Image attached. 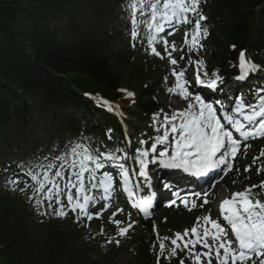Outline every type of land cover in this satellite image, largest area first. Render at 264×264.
Wrapping results in <instances>:
<instances>
[{
  "label": "trees",
  "instance_id": "trees-1",
  "mask_svg": "<svg viewBox=\"0 0 264 264\" xmlns=\"http://www.w3.org/2000/svg\"><path fill=\"white\" fill-rule=\"evenodd\" d=\"M127 2L0 0V264H120L117 255L125 241L133 252L123 264H192L186 251L170 258L161 253L163 239L157 240L152 220L117 245L111 225L96 235L85 217L58 216L46 200L37 208L42 191L29 199L39 185L28 171L42 180L47 165L62 162L56 158L71 145H90L121 158L127 153L119 119L86 94L120 106L132 147L140 148L138 140L151 146L163 135L166 110L157 97L168 98L165 65L141 39L138 25V35L132 36V22L121 16ZM199 10L206 17L203 47L209 56L202 59L200 74L218 72L223 83L232 79L234 59L245 50L264 78V0H201ZM154 114H159L155 121ZM252 146L260 157L256 166L244 175L237 170L249 186L264 181V171H257L264 166V138ZM166 215L168 223L188 217ZM95 224L97 229L105 225Z\"/></svg>",
  "mask_w": 264,
  "mask_h": 264
},
{
  "label": "snow or ice",
  "instance_id": "snow-or-ice-1",
  "mask_svg": "<svg viewBox=\"0 0 264 264\" xmlns=\"http://www.w3.org/2000/svg\"><path fill=\"white\" fill-rule=\"evenodd\" d=\"M200 2L201 0H130L128 8L130 9V19L134 26L131 34L134 38L138 35L135 30V26L139 22L137 18L145 13H147L146 18L152 21L148 27L154 29L157 33L162 30L163 23L176 20L182 23H191L189 14H192L195 17V22L191 30V41L189 42V33L186 32L185 44L189 45V51L203 47L199 41L207 37L208 31L207 28L202 26V21L206 17L199 10ZM154 39V36H150L149 44H152ZM164 44L165 51H167L168 42L165 40ZM171 47L173 51H176L174 43ZM232 47L235 48V45ZM152 53L157 56L160 55L155 47H152ZM168 55L170 63L176 65L178 63L177 60L171 58L170 52ZM183 58L181 57V59ZM204 63L202 59L196 62V84L215 91L218 88V82L223 83V78L218 75V72H213L211 75L215 78L205 84L200 77ZM258 68V65L246 59V53L242 50L239 55L240 75L236 79L244 80L250 73L256 72ZM203 74L204 76L209 75L207 71H204ZM173 75L176 77V83L174 87L167 90L172 93H178L185 100L194 96V102L190 101L187 109L175 112L170 117L165 114L164 123L161 125L164 129L163 135L156 138L155 143L151 145V151L156 153L157 145L168 141L169 132H171L174 134V150L169 154L168 145H165L164 149L158 152L157 157L165 167L183 169L185 172H191L196 176L207 175L209 171L219 165H225L231 169L228 157H231L233 160L235 159L239 152L241 141L234 138L233 132L225 127L222 119L227 121L240 134V137L244 139L249 137H264V95L257 94L255 103H246L243 97H237L234 101V106L229 111L219 100L214 103L206 102L201 95L189 92L186 86L189 82L183 79L185 70L182 69L177 73L173 69ZM259 92H264V89H258L257 93ZM127 95L132 96L134 94L128 92ZM103 103L108 107L109 111L113 110V106L108 101H103ZM214 104L220 106V110L224 112L223 117L217 114V108ZM245 109H251V111H245ZM232 112L239 114L243 118V122L241 119H237L231 115ZM158 115L154 114V121ZM177 119L180 120L179 124L175 123ZM110 132L111 130H109ZM110 138L111 136H109ZM142 143L144 142L142 141ZM245 146L247 147V145ZM115 151L122 150L116 149ZM261 156H264V150H262ZM68 157H71V159L68 160ZM147 157L148 151L136 150L135 159L141 165V175H144L143 167L145 165V158ZM122 158L127 159V154ZM56 159L65 162H62L60 167L55 170L54 176L64 177V169L67 167L70 170L68 183L61 188L57 181L49 178L48 171H45L44 179L41 181L38 174H33L29 170L28 175L39 185L34 191L33 196H30L29 199H34L38 192L45 189V184L50 183L52 186L45 190L44 200L35 199L37 208L45 200L49 202L48 207L51 208V201L55 199V202L60 205V208L56 211V215L61 217L66 216L67 212L64 211L65 205L60 199L61 195L66 193L67 206L73 212L79 210L77 220L81 217H87L88 220H92L93 216L99 218L100 213H90L88 211L90 202L95 198L84 194L87 191L84 185L85 173H89L90 179L95 180L94 173L96 170L104 167L103 161L121 158L116 157L113 152H101L98 148L93 149L90 145L76 143L70 146L64 156L57 157ZM259 159L260 157L254 158V162ZM54 167L51 163L47 165L48 170ZM119 167L124 177L123 184L125 190L131 196L133 192L128 187V169L124 164H119ZM250 168L251 166H248L244 170L250 171ZM73 169L75 171H72ZM257 171H264V166L259 167ZM12 183L16 184L17 181H12ZM99 184L103 187L104 198H106L109 191L113 188V179L110 176H104L99 181ZM164 186L169 187L167 184ZM92 187L96 188L97 184H93ZM72 189H75V195ZM255 189H259L260 191H255ZM24 190L21 189V191ZM193 195L197 197L204 196L203 204L200 205L201 207L209 203L206 193H194ZM261 196H264V181L260 185H250L243 191L235 192L230 198H226L221 202L219 206L220 212L223 215V220L227 222L228 230L233 234L232 239L228 238L226 226H222L217 220L211 219L210 215H206L197 218V223L200 220L204 221L205 226H203L202 232L198 227L194 226L190 230L186 229L183 234L177 232L172 238H163V241L159 243L161 253L167 252L170 258L177 255L178 251H186L187 257L191 259L192 264H212L213 258H215L216 264H230V262L231 264H238V262L239 264H248L249 261H251V264H256V260L252 259L253 255H255L259 259V264H264V200L260 198ZM171 203L175 204L176 201L173 200ZM181 203L187 208L189 203L187 197ZM151 204V199L147 198L138 200L134 206L147 216ZM192 207H196L195 200L192 202ZM101 211H104V209ZM117 211H122V209H117ZM113 216H115V213H113ZM115 223L119 225L121 221L116 220ZM207 225H211V229ZM131 226L129 224L128 228ZM128 228H119V235H125ZM189 233H191V236H189ZM185 237L189 238L185 239ZM157 240H161L159 235L157 236ZM169 240L170 247L166 243ZM116 243L118 244L119 241L117 240ZM197 244H200L207 251H195ZM221 249H223L222 254ZM180 264H184V260H181Z\"/></svg>",
  "mask_w": 264,
  "mask_h": 264
},
{
  "label": "rangeland",
  "instance_id": "rangeland-1",
  "mask_svg": "<svg viewBox=\"0 0 264 264\" xmlns=\"http://www.w3.org/2000/svg\"><path fill=\"white\" fill-rule=\"evenodd\" d=\"M130 1V0H128ZM128 4L129 2L126 3V7H121L122 8V11H121V16L123 17V19L125 18L126 20H129L130 19V9L128 8ZM131 21V19H130ZM123 27V26H122ZM121 27V28H122ZM121 30H124V28H122ZM124 34L122 32L119 33L120 37L123 38V35L125 37H128V35L125 33V31H123ZM122 33V34H121ZM175 44L176 46V51H173L172 50V44ZM184 41H180L179 38H177L176 36H171L169 37L168 39V46H167V51H165V44L162 43L161 45H159V52L161 53V57L163 58V63L165 65V68L163 69V76H164V80L167 79V84L165 86V92H168V98L167 99H163L161 97H157L159 98L158 100L159 101H162L161 103H163V105L166 107V109L168 110H173L175 112H178V111H183L185 109H187L188 107V103L191 101L193 102L194 101V97H189L188 100H185L183 99L178 93H172V92H169L167 89L171 88V87H174L175 83H176V77L173 75V69H175V71L177 73H179L182 69L185 70V75L183 77V79L186 80V77L191 81H189V85H192L193 84V78H194V74L193 73V67H194V64L200 60V59H208L209 56H207V52L208 50L206 51L205 53V49L204 47H199V48H195L193 49L192 51H189V45L184 47ZM171 53V58H174L177 60V64L176 65H173L170 63V57L168 55V53ZM181 57H184L183 59H181ZM247 59V58H246ZM191 61V63H190ZM188 64H189V67H188ZM165 70V71H164ZM234 70L238 72V75H240V71H239V61L237 63L236 66H234ZM260 71V70H258ZM258 76V77H257ZM259 81V83H264V78L261 77V75H258V73L255 75L254 73H250L249 74V78L248 80L250 79H254ZM211 79H214L213 77ZM246 81L245 83H243L244 87H245V91L241 92V93H235V83L238 84L237 82V79H235V81L232 79L228 80L226 83H225V87H222L224 89V91H229L231 92V94L233 95L235 93V97L234 100L237 98V97H243L245 102L248 103L251 101V87L249 86L250 83L249 81ZM194 85V84H193ZM260 85V84H259ZM187 88H188V91L191 92V93H194L196 90L193 89L194 92L191 91V87L186 85ZM240 87V86H239ZM195 88V87H194ZM244 89V88H243ZM256 95V94H255ZM259 95H264V92H262L261 94ZM224 96V95H223ZM257 96V95H256ZM256 102V100H254ZM128 120V117L126 118L125 117V121ZM132 119H129V122H131ZM175 123L179 124L180 123V120L177 119V121H175ZM122 132L123 134L125 135V133L128 135H130V133H132L125 125L123 126L122 125ZM241 153H240V156L242 159H244V163L242 164V167H243V170L245 168L248 167V164L249 166L254 167L255 166V162L253 161L255 156H256V153L255 151L253 150H250L248 147L241 145ZM109 165H115V164H112L111 162L108 163ZM102 168L101 169H98L94 175L97 176V175H102L103 172H102ZM132 172V174H131ZM131 172H129V175L128 177H133L135 176L136 172H134V170H131ZM122 175V174H121ZM53 178H51L52 180H55L59 183L60 187L63 188L67 183H68V177L69 175H64V177H55L54 174L52 175ZM104 176H109V175H106V174H103L102 175V178ZM111 177V176H110ZM172 178L169 176L167 177V180L168 181H172L171 180ZM244 180H246L244 178V176H242V178H237V179H234L232 182H227L225 181L224 177L223 178H220L217 179V183H215V185H213V187L211 188V190L207 193V199L209 201V203L207 204H204L203 207H201L200 205L203 204L202 201H195L196 202V207H192V202L191 200L197 198H193V199H190L188 198V194H185L184 196H182V199H185L187 197L188 199V207L186 208L184 205H180L182 204L181 202L179 203V199L178 198H174L176 196H174L173 194L175 192H178L176 190H172L171 189V192L170 194H162V197H165V200L164 201V204H157L154 209L152 210V216H153V224H154V230L156 231V233H159L160 236H162L163 238L165 237H169V235L171 234H175L177 232H180V233H184V231L186 229L190 230L191 228H193L194 226L195 227H198V229L200 231H202L203 229V226H205L204 224V221L203 220H200L199 223H197V218L198 217H201L202 213H205L207 212V215H209L210 213H214L215 211V205H212V204H215L214 200H216L219 197H225L227 195H229L228 193L231 192V190H234L235 192H240V191H243L244 189V186L245 184L243 183ZM172 183V186L176 187V188H181V186H177L175 183L171 182ZM52 185L50 186H47V188L51 187ZM72 192L73 194L75 195V190L72 189ZM173 192V194H171ZM88 192H85L84 194H86ZM61 202L63 204H66L67 206V199H66V193L65 194H62L61 197ZM176 201L175 204H172L171 201ZM56 205H57V208L59 209L60 208V205L57 204L55 202V199L53 200ZM162 201V200H161ZM160 203V202H159ZM106 206H109V208L107 210H104V211H101V210H98L96 213H100V217L97 218L96 220H108V219H114L113 222L115 223L116 220H119L121 222L125 221V219L127 218H130V220L132 221V224L133 222L135 221L134 217H130L128 216V214L126 212H124V210L122 209V207L120 205H118L117 203H107V204H104V208ZM181 207H183L182 210H184V208L187 210H184L185 213L188 214V217H187V220L186 221H178L176 218L172 219V221H170L168 223V219H167V215H166V210H171L173 211L172 214L174 215V217H176V215L174 214V211L175 210H180ZM117 209H122V211H117ZM191 209V210H189ZM113 213H115V216H113ZM182 214V213H181ZM94 217V216H93ZM127 217V218H126ZM214 217H218L217 214L214 215ZM173 218V217H172ZM130 221V222H131ZM121 224V223H120ZM96 224H94V222L89 225L90 226V230L95 233L96 235L100 234L101 230L100 229H97V227L95 226ZM114 225H117V224H114ZM129 225V224H128ZM128 225H124L121 226L120 228H128ZM135 228H138L139 226H134L132 225L130 228H128V230H131V229H134ZM211 229V228H210ZM128 232V231H127ZM115 238V242L118 240L119 243L117 245H119L122 241V236L119 235V230L116 234V237ZM185 239H187L185 237ZM104 243V242H103ZM105 244V243H104ZM122 250L123 252L119 255H117V259L119 260L118 262H120V264H123L124 263V260H126L127 257H129L132 252H133V246L132 245H129L127 244V242H123V245H122ZM200 251H207L205 249H199L198 252ZM204 259V258H202Z\"/></svg>",
  "mask_w": 264,
  "mask_h": 264
},
{
  "label": "bare ground",
  "instance_id": "bare-ground-1",
  "mask_svg": "<svg viewBox=\"0 0 264 264\" xmlns=\"http://www.w3.org/2000/svg\"><path fill=\"white\" fill-rule=\"evenodd\" d=\"M194 102V101H193ZM130 165V164H129Z\"/></svg>",
  "mask_w": 264,
  "mask_h": 264
}]
</instances>
